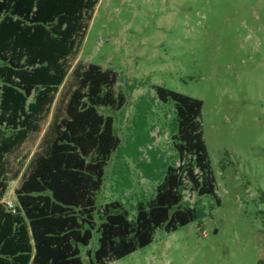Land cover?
Returning <instances> with one entry per match:
<instances>
[{
    "label": "trees",
    "instance_id": "obj_1",
    "mask_svg": "<svg viewBox=\"0 0 264 264\" xmlns=\"http://www.w3.org/2000/svg\"><path fill=\"white\" fill-rule=\"evenodd\" d=\"M99 2L0 0V264H85L83 248L95 234L89 264H109L151 245L159 229L172 234L202 222L205 210L188 202L187 192L221 205L201 121L204 102L162 86L152 89L174 106L169 132L176 161L157 154L149 163L140 159L153 140L146 129L148 93L127 157L157 183L155 192L139 198L133 214L120 200L98 204L107 168L123 150L115 116L102 110L120 112L128 99L117 91L119 74L92 63L76 68L64 116L57 114L15 190L18 204L11 209L4 202L12 181L8 160L43 131Z\"/></svg>",
    "mask_w": 264,
    "mask_h": 264
},
{
    "label": "rangeland",
    "instance_id": "obj_2",
    "mask_svg": "<svg viewBox=\"0 0 264 264\" xmlns=\"http://www.w3.org/2000/svg\"><path fill=\"white\" fill-rule=\"evenodd\" d=\"M90 63L116 71L117 91L128 99L120 112L102 110L115 116L123 150L107 168L98 204L120 200L132 212L139 198L155 192L157 183L127 157L139 103L148 93L146 129L153 140L142 147L140 159L149 163L157 154L176 161L169 132L174 106L156 99L153 86L204 102L201 121L221 199L217 206L210 196L187 192L186 200L199 201L205 210L202 222L172 234L159 229L151 245L109 264L264 261V0H100L43 131L8 160L12 181L5 203L18 204L15 190L57 114L64 116L76 68ZM98 237L83 248L85 264Z\"/></svg>",
    "mask_w": 264,
    "mask_h": 264
},
{
    "label": "built area",
    "instance_id": "obj_3",
    "mask_svg": "<svg viewBox=\"0 0 264 264\" xmlns=\"http://www.w3.org/2000/svg\"><path fill=\"white\" fill-rule=\"evenodd\" d=\"M7 204H8V206H9V208H11V209H14V208H15V205H14V204H12V203H10V202H8Z\"/></svg>",
    "mask_w": 264,
    "mask_h": 264
}]
</instances>
